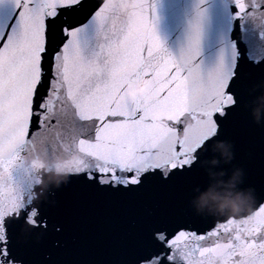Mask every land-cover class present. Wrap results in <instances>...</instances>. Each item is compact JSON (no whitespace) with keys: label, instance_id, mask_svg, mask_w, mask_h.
Returning a JSON list of instances; mask_svg holds the SVG:
<instances>
[{"label":"snow or ice","instance_id":"6c2138e0","mask_svg":"<svg viewBox=\"0 0 264 264\" xmlns=\"http://www.w3.org/2000/svg\"><path fill=\"white\" fill-rule=\"evenodd\" d=\"M11 2L12 14L0 24V200L37 141L82 156L71 178L97 193L207 187L202 156L226 138L249 102L243 58L229 66L221 57L203 72L198 22L177 58L157 34L152 0H135L131 19L122 14V0ZM234 15L264 19V0H234ZM89 24L95 38L86 43ZM140 80L150 86L129 100ZM158 113L174 118L161 123ZM241 187L259 201L250 217L202 216L190 207L153 217L128 264H211L222 250L224 264H264V189L246 181ZM190 199L191 191L188 206ZM53 206L41 200L18 210L0 207V264H44L31 242L61 232ZM189 214L208 227L194 229ZM241 231L248 235L241 238Z\"/></svg>","mask_w":264,"mask_h":264},{"label":"water","instance_id":"95a60500","mask_svg":"<svg viewBox=\"0 0 264 264\" xmlns=\"http://www.w3.org/2000/svg\"><path fill=\"white\" fill-rule=\"evenodd\" d=\"M152 4L157 34L179 58L187 48L190 34L178 2L152 0ZM13 8L11 0L0 4V24L11 16ZM135 8V0H122L121 11L126 19L133 18ZM95 31V25H87L82 40L93 41ZM172 118L171 113L156 115L161 123ZM188 151H193L191 145ZM82 159L75 151H49L37 141L36 147L18 161L13 179L2 189L0 207L5 211L41 200L54 205L52 214L63 225L61 232L39 243L31 242L44 264H128L140 243L144 224L164 213L192 209L198 215L235 217L242 222L222 139L210 145L202 156L201 168L208 177L203 189L197 185L191 190L189 184L154 185L133 193L101 194L71 178ZM187 221L194 229L208 227V221L198 216L189 214ZM240 236L246 237L245 231ZM224 259L222 250L211 264H224Z\"/></svg>","mask_w":264,"mask_h":264},{"label":"clouds","instance_id":"9594fccd","mask_svg":"<svg viewBox=\"0 0 264 264\" xmlns=\"http://www.w3.org/2000/svg\"><path fill=\"white\" fill-rule=\"evenodd\" d=\"M149 83L147 81H144V80H140V81H137L136 83V87L134 89H131L128 93V99L131 100V99H135L137 98L138 96L144 94V92H146L147 88L149 87ZM166 123V121H165ZM67 175V174H65Z\"/></svg>","mask_w":264,"mask_h":264}]
</instances>
